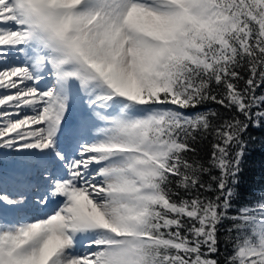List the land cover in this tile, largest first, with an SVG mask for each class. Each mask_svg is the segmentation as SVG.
Instances as JSON below:
<instances>
[{
	"label": "snow or ice",
	"instance_id": "1",
	"mask_svg": "<svg viewBox=\"0 0 264 264\" xmlns=\"http://www.w3.org/2000/svg\"><path fill=\"white\" fill-rule=\"evenodd\" d=\"M261 127L264 0H0V264H264Z\"/></svg>",
	"mask_w": 264,
	"mask_h": 264
},
{
	"label": "trees",
	"instance_id": "2",
	"mask_svg": "<svg viewBox=\"0 0 264 264\" xmlns=\"http://www.w3.org/2000/svg\"><path fill=\"white\" fill-rule=\"evenodd\" d=\"M257 139L250 142L249 150L245 155L240 174V184L237 186V196L233 200L235 207L242 204H254L258 199L257 193L264 190V127L249 129Z\"/></svg>",
	"mask_w": 264,
	"mask_h": 264
}]
</instances>
